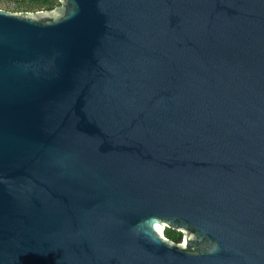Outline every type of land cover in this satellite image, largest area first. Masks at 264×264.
I'll list each match as a JSON object with an SVG mask.
<instances>
[{
    "label": "water",
    "instance_id": "obj_1",
    "mask_svg": "<svg viewBox=\"0 0 264 264\" xmlns=\"http://www.w3.org/2000/svg\"><path fill=\"white\" fill-rule=\"evenodd\" d=\"M59 1L0 9V264H264V0Z\"/></svg>",
    "mask_w": 264,
    "mask_h": 264
},
{
    "label": "trees",
    "instance_id": "obj_2",
    "mask_svg": "<svg viewBox=\"0 0 264 264\" xmlns=\"http://www.w3.org/2000/svg\"><path fill=\"white\" fill-rule=\"evenodd\" d=\"M59 0H0V6L14 12H35L40 10H52L60 6ZM164 236L175 243H181L182 235L170 229L164 230Z\"/></svg>",
    "mask_w": 264,
    "mask_h": 264
},
{
    "label": "rangeland",
    "instance_id": "obj_3",
    "mask_svg": "<svg viewBox=\"0 0 264 264\" xmlns=\"http://www.w3.org/2000/svg\"><path fill=\"white\" fill-rule=\"evenodd\" d=\"M0 9L6 10V8H4L3 6H0Z\"/></svg>",
    "mask_w": 264,
    "mask_h": 264
},
{
    "label": "bare ground",
    "instance_id": "obj_4",
    "mask_svg": "<svg viewBox=\"0 0 264 264\" xmlns=\"http://www.w3.org/2000/svg\"><path fill=\"white\" fill-rule=\"evenodd\" d=\"M159 231L161 232L162 230H161V229H159Z\"/></svg>",
    "mask_w": 264,
    "mask_h": 264
}]
</instances>
